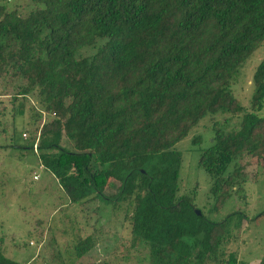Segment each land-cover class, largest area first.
<instances>
[{
    "label": "trees",
    "instance_id": "1",
    "mask_svg": "<svg viewBox=\"0 0 264 264\" xmlns=\"http://www.w3.org/2000/svg\"><path fill=\"white\" fill-rule=\"evenodd\" d=\"M34 2L23 17L0 0V77L21 82L13 113L28 119L6 136L12 147L29 150L72 206L125 204L148 264H249L231 246L264 211L251 220L237 210L220 222L207 212L246 200L241 160L264 158V60L248 79L252 97L241 101L234 90L248 60L264 53V0ZM43 112L56 116L40 130ZM220 114L230 117L214 123L199 161L211 181L205 211L182 189L176 147ZM94 247L80 239L77 259ZM0 264L21 263L0 251Z\"/></svg>",
    "mask_w": 264,
    "mask_h": 264
},
{
    "label": "rangeland",
    "instance_id": "2",
    "mask_svg": "<svg viewBox=\"0 0 264 264\" xmlns=\"http://www.w3.org/2000/svg\"><path fill=\"white\" fill-rule=\"evenodd\" d=\"M8 4L10 10H17L23 17L37 9L34 0H9ZM261 49L248 60L234 87L242 93L241 101L252 97L253 88L248 79L264 60ZM20 83L10 74L0 77V251L21 264H148L146 247L133 242L125 204H121V211L100 202L72 206L58 181L40 168V162L29 150L12 147L6 138L7 135L10 138L11 128L16 124L22 131L28 122L27 117L15 119L13 113V96ZM228 117L208 116L176 147L183 157L182 189L186 194L196 193L195 204L199 209L207 208L205 211L212 203L211 181L199 167V161L202 150L213 144L214 123ZM54 119L50 116L46 123ZM45 124L42 121L40 130ZM220 128L227 130L225 124ZM40 134L41 131L38 143ZM29 137H23L20 145L24 146ZM197 138L201 140L196 143ZM63 146L73 150L66 139ZM241 165L247 176L246 200L236 197L220 213L207 212L211 220L220 222L237 210L248 213L253 220L264 211V158L245 156ZM97 167L106 169L103 165ZM35 173L41 177L39 181H34ZM87 237L94 240L95 247L84 258L77 259L75 247L80 239ZM231 247L240 250L252 264H260L264 260V219L245 221Z\"/></svg>",
    "mask_w": 264,
    "mask_h": 264
},
{
    "label": "built area",
    "instance_id": "3",
    "mask_svg": "<svg viewBox=\"0 0 264 264\" xmlns=\"http://www.w3.org/2000/svg\"><path fill=\"white\" fill-rule=\"evenodd\" d=\"M55 117L56 116V114H52V115H50V114H47V113H43V123L45 124L46 123V121H47V119H48V117ZM24 136V138H27L28 137V135L27 134H24L23 135ZM38 142H37V144L35 145V152H38ZM41 169H43V167H41ZM34 181H39L40 180V176L37 174V173H35V175H34Z\"/></svg>",
    "mask_w": 264,
    "mask_h": 264
},
{
    "label": "crops",
    "instance_id": "4",
    "mask_svg": "<svg viewBox=\"0 0 264 264\" xmlns=\"http://www.w3.org/2000/svg\"><path fill=\"white\" fill-rule=\"evenodd\" d=\"M43 167V170H45L44 166L41 164L40 165V168ZM238 251V256H239V260L243 261V262H247L249 264H252V261L249 262L247 261V259H245V256L242 255V252H240V250H237Z\"/></svg>",
    "mask_w": 264,
    "mask_h": 264
},
{
    "label": "water",
    "instance_id": "5",
    "mask_svg": "<svg viewBox=\"0 0 264 264\" xmlns=\"http://www.w3.org/2000/svg\"><path fill=\"white\" fill-rule=\"evenodd\" d=\"M198 212V214L200 215V211H197Z\"/></svg>",
    "mask_w": 264,
    "mask_h": 264
}]
</instances>
